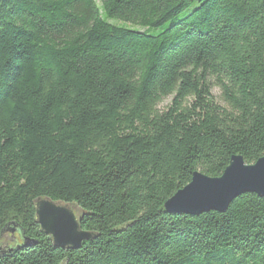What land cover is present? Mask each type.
Listing matches in <instances>:
<instances>
[{"label":"trees","instance_id":"trees-1","mask_svg":"<svg viewBox=\"0 0 264 264\" xmlns=\"http://www.w3.org/2000/svg\"><path fill=\"white\" fill-rule=\"evenodd\" d=\"M233 155H264V0H0V264H264V196L163 208ZM39 197L93 237L55 247Z\"/></svg>","mask_w":264,"mask_h":264},{"label":"water","instance_id":"water-1","mask_svg":"<svg viewBox=\"0 0 264 264\" xmlns=\"http://www.w3.org/2000/svg\"><path fill=\"white\" fill-rule=\"evenodd\" d=\"M254 192L264 196V155L254 163L247 164L240 155H233L228 165L218 177H210L199 171L193 172L190 181L170 196L163 205L169 213L196 215L214 210L226 211L228 204L240 194ZM36 220L40 230L51 237L53 245L58 248H78L82 241L89 240L93 234L79 226V215L76 216L68 204L55 202L48 198L35 200ZM11 233V240L17 242L14 232L26 244L18 226L6 225L0 232ZM8 244L0 245L2 250L11 251Z\"/></svg>","mask_w":264,"mask_h":264},{"label":"rangeland","instance_id":"rangeland-1","mask_svg":"<svg viewBox=\"0 0 264 264\" xmlns=\"http://www.w3.org/2000/svg\"><path fill=\"white\" fill-rule=\"evenodd\" d=\"M157 31H159V29L154 30L153 32H157ZM212 91H213L214 95H218V90H217L216 88H213ZM171 99H172V96H171V95L165 97V98L159 103L158 107H159L160 109L165 108V107L170 103ZM68 206H70V207L72 208L74 214H75L76 216H78V214H79V209H78V207H76L75 205H68ZM14 234H16V231L14 232ZM12 243H13V241L11 240V233H10L9 231H5V232L2 234V236L0 237V245H1V244H2V245H3V244H8V245H10V244H12Z\"/></svg>","mask_w":264,"mask_h":264}]
</instances>
